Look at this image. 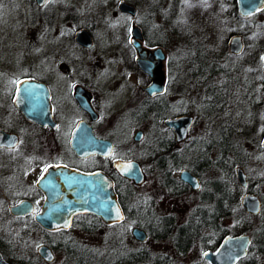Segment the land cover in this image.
Returning a JSON list of instances; mask_svg holds the SVG:
<instances>
[{"label": "flooded vegetation", "instance_id": "flooded-vegetation-1", "mask_svg": "<svg viewBox=\"0 0 264 264\" xmlns=\"http://www.w3.org/2000/svg\"><path fill=\"white\" fill-rule=\"evenodd\" d=\"M2 2L4 5L1 6L6 5L17 21L20 17L23 31L20 41L9 42L22 57L16 65L17 69L10 64L0 66V263L78 264V260H75L77 250L81 249L84 255L94 247L78 242L72 237V230L89 234L112 225H104L101 219L89 213L69 217L70 224L66 228L55 225L62 223L57 207L62 200L63 189L60 185L63 170L68 174L75 171L81 175L99 173L109 179L118 206L119 195L133 200L147 198L142 193H136L145 180L147 163L151 166L149 170L161 176L159 182H162V172L158 171L160 166L157 162L161 155L158 154L159 145L162 149L167 148L165 171L169 179L168 188H163L164 193L177 196L191 191L199 192L194 206L209 196L207 188H201L204 183L199 179L203 172L210 169L205 170V163L218 157L216 155L209 159L211 147L216 153L222 146L226 149L225 158L230 163L234 162V179L236 169L244 173L239 168L241 162L229 158L230 152L235 154L234 149L236 153L241 152L232 138L234 123H219L213 139L209 138L207 142L199 138L196 141L187 139L195 119L183 109L186 107L183 96L180 106L174 103L175 89L180 91V83L174 78L170 79L175 61L172 58L174 38L170 25L174 21L173 13L179 7V0H108L105 4L88 1L84 6L86 9L94 5L96 10H102L100 13L103 12V16L105 13L110 15L106 19L109 22L107 28L114 32L109 29L110 34L100 36L96 33V19H81L83 23H79L82 17L77 15L71 4L62 6L60 10L64 13L56 18L54 12L47 8L50 0L42 6L34 0H23L20 6L15 7ZM121 2L130 4L134 8L133 13L118 9ZM218 2L214 0L215 5L207 6V14L212 16L205 17L208 23L216 21L217 8L222 3L227 8L225 14L229 21L238 17L243 21L245 19L246 23L252 22L257 14L264 11L240 17L234 0ZM253 26L248 23L245 30L230 33L224 44L220 40L219 49L214 54L203 44L198 45L204 51L201 54V71L191 73L190 77L196 75L203 95H210V98L207 95L199 102L202 117H224L221 112L231 104L228 94L233 89L240 90L239 94L243 96H249L253 111L251 121L257 117L255 114L261 105L263 113L259 116L264 117V103L256 104L253 92L254 85L258 83L264 87V51H261L264 35L258 32L251 34ZM132 28L137 31L132 33ZM79 29L88 33L89 42L85 46L80 39L76 41ZM235 35L241 37L242 50L232 54L227 44ZM250 37L251 44L248 43ZM134 43L137 44L135 47ZM158 49L163 55L159 68L163 87L161 92L149 94L145 87L152 80L137 68L136 60L151 66V73H154L156 69L151 57L153 51ZM31 56L38 58L37 71L29 64ZM187 115H190L192 123L187 127L184 138L175 141L173 130L164 123L168 118ZM243 122L240 125L244 124L242 127L246 132L254 130L251 122ZM262 126L256 155L262 165L261 171L254 176L259 185L264 182V148L259 146L264 134V121ZM187 141L190 146L185 150L183 146ZM220 141L223 145L219 147ZM107 148H111L108 153ZM119 161L138 164L143 181L134 184L131 179L116 173L115 165ZM217 161L220 159L217 158ZM180 170L191 173L196 178L198 188L194 189L183 182L179 176ZM176 172L177 177L174 176ZM244 178L246 186L242 187L235 179L243 191L238 200L244 194H255L261 207L262 196L250 192L247 187L251 182L246 175ZM178 183L184 187L176 193L180 191ZM260 207L254 215L240 208L249 217V225L245 224L242 230L237 222L231 220L236 232L233 236L224 237L248 236L244 255L235 259L233 264H264V220L258 216ZM120 209L122 215L121 206ZM254 220L256 223L253 225ZM123 221L124 216L119 224L112 226H118ZM53 224L55 227L52 228ZM146 240L147 235L144 242ZM83 258L84 264L86 261V264L93 263L92 258L86 261ZM202 261L208 264L203 258Z\"/></svg>", "mask_w": 264, "mask_h": 264}, {"label": "rangeland", "instance_id": "rangeland-1", "mask_svg": "<svg viewBox=\"0 0 264 264\" xmlns=\"http://www.w3.org/2000/svg\"><path fill=\"white\" fill-rule=\"evenodd\" d=\"M8 3L11 7L19 5L23 2V0H0V66L7 67L8 64L17 69V63L21 62V55L16 51V48L10 43L15 42L17 39L19 41L22 39V31L23 26L20 22V17L15 19L16 17L10 14L8 7L1 6L4 5V2ZM88 1H92L95 4H101L107 2L108 0H50V4L47 7L50 12H54L56 18L61 16L63 11L60 10L62 6L70 5L74 6L75 10L77 11V15L80 18L78 21L79 23H83V19L92 18L95 20L94 22L97 25L96 33L100 35H108L111 32V28H107L108 20H106L110 15L103 16V12L100 13L102 10H96V6H92L91 8L86 9L84 6L87 4ZM214 0H179V7L173 13L174 21L170 27L173 29L172 37L174 38L173 41V57L175 59L174 64L172 66L171 76L170 79L174 78V81L178 80V84L180 83V91L175 89L176 93L173 97L174 103L177 106L181 105V99L183 96L184 104H185V111L188 112L191 116L194 117L195 123L193 127H191L189 131V137L187 138L191 140H198L202 139L207 142L215 135V131L218 129L219 123L222 124H229L233 123L235 125H231L234 129L233 133V141L241 148V152L238 153L235 159H238V162H241L242 165L239 168H242L246 177L249 178L251 182V188L256 189L257 193L261 196H264V186L262 187L257 183L256 176L257 173L261 171L260 158L258 159L257 152H258V144L260 140V136H258L262 123L264 121L263 116H259L263 113V105L259 106V112L256 111L255 117L251 121V113H253L251 106L249 105V96L239 94L238 89H233V92L230 91L228 94L229 101L231 104L227 106V109L223 110L221 114L224 117H202L201 108H199V102H202V99L207 98L208 93L203 95V90L198 86V81L196 75H192L191 73L200 72L202 65L201 54L204 53L199 44H203V46L210 48V51L214 54L216 50L219 49L218 43L220 40L224 44L227 41V38L230 36V33L239 32L241 30H245L246 24L252 23L254 28H252L251 34H256L255 31L257 30H264V11L260 14H257L252 22H245L240 18H233L232 21L227 20L225 11L227 8H224L225 0H216L217 2L220 1L222 6H217L219 12L216 18V21L207 22L205 17L212 18L207 14L209 5L213 4ZM227 1V0H226ZM2 2V3H1ZM219 3V2H218ZM188 5V7H186ZM20 6V5H19ZM206 7V8H205ZM32 10V9H30ZM29 10V12H31ZM186 18H182L184 16ZM15 17V18H14ZM204 17V18H203ZM215 18V17H213ZM82 19V20H81ZM232 22V24H230ZM109 29H111L109 31ZM235 30V31H234ZM114 32V30H112ZM234 31V32H233ZM98 36V37H99ZM252 37L248 41L249 44ZM264 42V41H263ZM261 51H264V46ZM18 53V54H17ZM211 55V54H210ZM30 58V65H33V69L37 71L39 67L38 58L29 57ZM204 64V63H203ZM243 77V76H242ZM1 86V82H0ZM237 86V85H236ZM175 88V87H174ZM238 88V86H237ZM253 92L256 95V104L264 103V87L262 84L258 83L254 85ZM210 95H208L209 97ZM210 98V97H209ZM207 100V99H206ZM262 109V112H261ZM229 113V115H228ZM228 115V117H227ZM226 120V121H225ZM247 120V121H246ZM225 121V122H224ZM241 121L245 124H249L254 126V130L250 132H246L244 128L240 125ZM246 121V122H245ZM186 142L183 146L184 149L190 144ZM194 142V141H193ZM214 144V142H211ZM189 144V145H188ZM223 143L220 141L219 147L222 146ZM223 147V146H222ZM209 159L216 156L215 149L210 148L208 152ZM235 156L230 152V157L232 158ZM244 160V161H243ZM147 163V161H146ZM146 171H144L145 180L142 184L138 187L137 194L142 193L147 196L146 199H150V204L153 205L155 214L158 216H174V224L177 226L182 224L183 220H186L188 216L189 210L197 204L196 199L198 198L199 192L190 193H182L180 195H166L164 193V189L161 186L159 180L161 176L158 173L149 170L151 167L149 163H147ZM177 172L174 174L177 177ZM212 178H217L216 172L214 173L213 169H209L200 177V181H203V185L201 188H207V185L211 181ZM201 188L199 190H201ZM146 193V194H145ZM231 220H226V224H231ZM255 220L253 221V225L255 224ZM131 225L120 224L117 226L110 225L106 229H99L96 232H90L89 234L83 233L80 230H72V237H74L78 242L81 241L84 245L90 247L93 246L94 248H98V250H103L102 243L106 239V236L111 233H124L127 232L125 236V240H123L124 247L126 249H142L145 248L147 251V256L149 258L155 257H166L169 258L171 264H192L195 261L202 260V252L201 254L198 252V248L196 245H193L191 249L188 251H184L182 254H176L174 248H172L171 240L169 239H162V240H146L145 242L138 243L134 241V239L129 236L130 234ZM121 234V235H122ZM150 263V262H149ZM142 264H148L143 262Z\"/></svg>", "mask_w": 264, "mask_h": 264}, {"label": "trees", "instance_id": "trees-1", "mask_svg": "<svg viewBox=\"0 0 264 264\" xmlns=\"http://www.w3.org/2000/svg\"><path fill=\"white\" fill-rule=\"evenodd\" d=\"M231 1V0H229ZM259 34L264 35V30L255 31ZM164 118V117H163ZM158 150V171L162 172V185L163 188L167 189V180L169 179L168 172L165 171L167 151L166 147ZM234 148L232 147V150ZM226 149L220 147L217 149L216 155L220 161L212 160L210 163H205V170L208 168L213 169L216 172L217 178L212 179L211 183L207 186V194L209 195L206 199L202 198L199 200V204L189 210V214L186 220H183L182 224L176 226L174 224V216H158L155 214V210L148 199L133 200L132 198H125L119 195L118 204L122 208V216H124L125 225H131L141 227L147 235V240L155 239H169L171 240L172 248L176 251V254H182L184 251H188L196 245L198 252L201 254L204 250H214L219 245V241L222 240L224 235L233 236L236 231L233 230V225L226 224V220H232L237 222L240 230L244 229V225H249V217L241 210L239 206L238 198L242 194V190L234 179V171L232 166L234 162H229L227 157ZM234 157H237L238 153L236 150L233 151ZM237 159V158H236ZM238 160V159H237ZM177 168V167H176ZM167 172V173H166ZM249 179V178H248ZM250 181V180H249ZM180 191L183 184H179ZM264 186V182L261 185ZM184 187V186H183ZM247 189L250 192H256V189H252L251 185H248ZM261 196V195H260ZM263 197V196H262ZM261 197L260 216L264 220V198ZM259 218V219H260ZM96 223V221H94ZM119 226V225H118ZM117 226V227H118ZM239 232V231H238ZM122 233L116 232L106 236L104 243H102L103 250L98 248H90L83 255L82 250H77L78 264H84L85 261L92 258V264H142L143 262L148 264H171L169 258L164 255L163 257L149 258L145 248L135 250L133 248L126 249L123 244L127 232ZM75 253V249H73ZM87 262V261H86ZM85 262V264H86ZM150 262V263H149ZM192 264H205L202 260L195 261Z\"/></svg>", "mask_w": 264, "mask_h": 264}, {"label": "water", "instance_id": "water-1", "mask_svg": "<svg viewBox=\"0 0 264 264\" xmlns=\"http://www.w3.org/2000/svg\"><path fill=\"white\" fill-rule=\"evenodd\" d=\"M34 1L42 6L47 0ZM234 2L237 6L236 12L240 17L251 16L264 9V0H234ZM118 9H121L126 13H133L134 10L130 4L128 5L123 2L120 3ZM136 31L135 28H132V33ZM79 39L83 46H85L86 43L89 42L88 33L79 29L76 41ZM136 45L137 44L134 43V47ZM227 45H229V53L236 54L237 52H240L242 50L241 37L239 35L231 37ZM162 56L161 50L158 49L153 51L151 59L152 61L154 60L153 67L156 69L154 73H151V66H146V63H141V61L136 60L137 68L142 72H145L150 80H152L150 85L145 87L149 94H153L155 91L161 92L162 90L163 76L159 69L163 60ZM262 64H264V60L262 61ZM262 74H264V68ZM191 123L192 119L190 118V115H187L177 116V118L174 119L168 118L164 124L166 127L168 126L173 130L175 135L174 139L175 141H178L184 138L187 132V127H189ZM259 146L264 148V134H262ZM110 150L107 148L106 153ZM128 165H131V168H129ZM115 170L117 171L116 173L121 174L122 177L131 179L134 184L143 181V175L140 172L141 169L139 165L134 162L119 161L115 165ZM180 171L179 176L183 182L191 185L194 189L198 188L197 181L195 180L196 178H194L191 173L182 170ZM235 173V179H237L239 186H246V179L244 178L245 175L242 170L236 169ZM61 176L62 180L60 187L63 189L61 193L62 200L57 208L60 209L59 213L62 223L58 222L55 224L56 226L61 225V228L68 227L70 224L69 217L77 215L78 213H89L91 216L101 219L104 225L119 224V222L123 220L120 206L117 205V200L115 195H113L114 192L109 179H106L99 173L93 175H81L79 172L75 171L68 174L67 172L64 173V170ZM239 200L242 209L247 213L254 215L259 212L260 202L255 194H244ZM117 210L119 215H117ZM51 226L52 228L55 227L54 224ZM129 236H132L137 242L146 239L143 229L137 227L131 228ZM247 239V235L234 238L225 236L224 239L221 240L220 245L213 252L205 250L202 258L203 260H206L208 264H233L235 259H239L244 255V249L248 243Z\"/></svg>", "mask_w": 264, "mask_h": 264}, {"label": "snow or ice", "instance_id": "snow-or-ice-1", "mask_svg": "<svg viewBox=\"0 0 264 264\" xmlns=\"http://www.w3.org/2000/svg\"><path fill=\"white\" fill-rule=\"evenodd\" d=\"M262 59H264V57H262ZM27 91V90H26ZM129 168H131V165H128ZM45 171H47V169H45ZM117 215H119V212L117 210Z\"/></svg>", "mask_w": 264, "mask_h": 264}]
</instances>
